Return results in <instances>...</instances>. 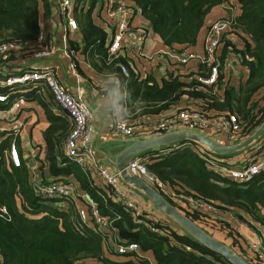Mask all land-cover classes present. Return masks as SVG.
I'll list each match as a JSON object with an SVG mask.
<instances>
[{"label": "trees", "instance_id": "trees-1", "mask_svg": "<svg viewBox=\"0 0 264 264\" xmlns=\"http://www.w3.org/2000/svg\"><path fill=\"white\" fill-rule=\"evenodd\" d=\"M225 1L125 0L134 16L148 21L149 31L159 37L162 45L176 52L198 42L211 10ZM105 2L75 0L73 15L82 44L69 40V48L86 56L99 72L116 73L127 82L129 94L139 102L138 116L152 118L168 109L194 103L204 112L236 115L243 136L251 135L261 125L264 121V0H238L240 12L227 18L229 24L222 32L218 48L219 74L213 85L198 81V76L208 73L200 63L195 71L169 72L159 85L150 75L138 78L124 54L109 59L106 29L92 16L95 8L100 12ZM54 5L53 0H0V44L20 43L25 47L21 54L31 56L41 20L52 16ZM14 55L0 56V66L12 61ZM231 58L248 71L245 80L236 85L231 83L224 68ZM122 64L128 68L126 76L120 73ZM7 91L0 85V93ZM49 118L51 122L57 120V117ZM59 124V136L52 124L45 132L48 153L43 164H47L49 173L54 177L75 175L81 189L97 203L99 213L113 219L111 228L116 232L115 239L137 243L141 252H151L154 263L134 253L114 251L107 244L105 233L81 222L71 205L65 209L66 199L43 198L30 181L28 166L22 163L16 167L7 162L5 153L11 143L9 139H1L0 207L5 208V213L0 211V264H77L84 259L103 264H230L179 226L182 232L143 215L139 218L145 223L134 222L124 206L112 200L104 188L91 185L81 168L64 155L61 142L69 130ZM254 143V147L249 145L244 151L257 148L256 154H264V134ZM179 144L180 147L163 154L155 152L157 149L142 153L148 171L173 192L207 201L222 210H233L238 219L251 227L261 225L264 229V172L247 182L233 181L209 169L186 141ZM54 149L57 154L53 153ZM154 189L194 223H203L197 212L187 210L183 199L167 197L158 187ZM215 221L224 226V219ZM225 227L228 231L224 236L231 239L235 253L253 264L242 249L240 231L229 223Z\"/></svg>", "mask_w": 264, "mask_h": 264}, {"label": "built area", "instance_id": "built-area-1", "mask_svg": "<svg viewBox=\"0 0 264 264\" xmlns=\"http://www.w3.org/2000/svg\"><path fill=\"white\" fill-rule=\"evenodd\" d=\"M54 3L57 21L63 31L61 51L67 57L70 55L73 56L75 52L69 50L68 38L69 34L78 30V25L73 15L75 0H54ZM108 14L114 18L111 19L115 22V28L106 46L108 57L112 59L121 54V49L125 47V41L128 39L131 30L130 20L133 17V11L125 0H115V3L109 5ZM228 24L227 18L219 19L208 24L200 51L191 48L180 52L166 49L162 50L161 53L158 52V54L162 57L165 56L169 61L178 65L186 66L193 62L197 65L199 63L202 64L208 70V73L206 76H198V81L204 85H213L216 83L219 74L220 57L218 48L221 35ZM140 32L145 34L146 30L141 28ZM24 48L20 43L13 41L4 42L0 44V56L6 57L10 53H21ZM32 50V55L36 58L48 57L54 50L57 51L50 40H45L42 28L36 37ZM150 57L148 56L147 58ZM229 63L230 61L225 63V69L228 68ZM69 66L74 71L76 63L71 61ZM127 71L128 68L125 65H120V73L122 75L126 76ZM119 83V79L115 78L114 84L119 85ZM38 84H42L48 89L54 102L70 122V129L62 144L64 155L74 161L83 172L90 175L94 172L104 187L109 189L106 193L112 200L119 202L130 212L134 222L145 223V221L139 218L142 213L137 202L131 200L128 192L121 188V181L123 179L120 176V172L111 171L96 161L94 149L90 144L91 134L93 133V112L85 101L82 90L78 89L76 93H71L58 80L55 72L50 67L29 68L22 70L20 73L11 74L4 71V64L1 65L0 85L6 87L8 91L7 93H0V122L3 118H13L21 109V97L12 100L10 98L11 94L17 92L21 86L31 85L36 87ZM2 131L3 128L0 127V138L5 139L4 137L8 133L3 134ZM134 131H143V133L152 137L172 131H192L202 134L212 141L215 139L216 141L214 142L219 145L222 144L221 136H223L228 142L226 146L239 143L247 137L242 135V125L236 115H215L204 112L194 105V103L177 106L172 112L161 115L156 121L149 122L147 126H142L141 124L134 125L126 117H117L114 119L113 132L115 134L130 136ZM186 143L190 145L195 153L204 159L209 169L230 180L247 182L264 172V154H251L243 160L232 161V159H223L220 158L221 156H216L203 145L192 142ZM180 146L181 144H175L164 150L162 148L159 154H163ZM9 157L13 166H20L18 150L13 142L10 144ZM145 161L146 157H143V155L136 156L128 161L125 168L127 174L139 177L153 188L158 187L167 197L183 199L187 204L188 211H194L199 214L200 219L204 223V227H213L212 224L216 223L215 220L218 218L221 219L220 216L222 213L219 207L204 200L173 192L169 187L159 181L154 174L148 171ZM38 191L43 198L72 199L77 195L80 196L83 200V204L77 207L80 221L87 224L91 219L95 225V230L105 233L108 229L113 235L116 234L115 230L111 228L113 219H109L99 213L97 203L87 192L77 194L71 181L67 183L58 180L41 184L38 187ZM0 211L5 213V208L0 207ZM147 227L150 230H154L149 224H147ZM243 227V224L238 221V230L242 231ZM251 228L256 231L251 230L255 238L251 239L247 235H244L247 246L255 251L252 257H250L251 261L253 264H264V229L261 225ZM104 235L107 236V243L112 240L110 244H112V249L117 253H134L136 256H141L140 247L137 243L118 242L115 236L112 237V235H107L106 233ZM218 264L224 263L220 262Z\"/></svg>", "mask_w": 264, "mask_h": 264}, {"label": "crops", "instance_id": "crops-1", "mask_svg": "<svg viewBox=\"0 0 264 264\" xmlns=\"http://www.w3.org/2000/svg\"><path fill=\"white\" fill-rule=\"evenodd\" d=\"M111 3H115V0H106L104 6L99 10L100 12H97V8H95L92 14L94 21L106 29L107 40L105 47L107 46L115 28V22L112 20L114 18L110 17L108 14L109 5ZM239 12L240 8L238 6V0H226L223 4L211 10L205 25L208 26V24L213 21L232 17ZM56 16L55 7H53L52 16L48 20H41V28L44 31V35L47 39L46 41L50 40L57 51L54 50L53 53L48 55V57L38 58L33 57V55L26 56L21 53L15 54L12 61L10 60L9 62L4 63V71L6 73L17 74L24 69L46 66L50 67L55 72L58 80L71 93H76L78 89H81L85 101L93 112V133L91 134L90 144L94 149L96 161L111 171H117L114 161L119 153L132 142L147 139L150 138V136L143 133V131H134L130 136L117 135L113 132L114 119L117 117H126L134 125L141 124L142 126H147L149 125V122L156 121L161 115L172 112L174 108L154 115L152 118L145 117V115L138 116L139 111L137 107L139 106V102H135V99L128 92V83H124L123 80L118 77V74L99 72L98 69L89 62L87 57L80 54L79 51H74V55L68 57L62 53L61 37L63 31ZM130 24L131 30L128 39L125 41V47L121 49V54H124V57L128 60L127 62L130 65V68H132L134 74H136L138 78H144L150 75L160 85L161 79L166 77L171 71H179L180 73H183L196 70L197 64L194 62L186 66L178 65L169 61L165 56L162 57L158 54V52L161 53V51L166 50V48L162 45L159 37L149 31V24L146 19L141 16L133 15ZM141 28L146 30L145 34L140 32ZM205 31L206 28H203L199 34L198 42L191 47V49L198 51L202 49V40ZM68 39L75 40L80 45L82 44L78 30L69 34ZM148 56L151 57L147 58ZM71 61L76 63L74 71H72L69 66ZM237 65L239 64L236 60L231 58L229 66L226 68V75L230 80V70L235 69ZM115 78L119 79V85L114 84ZM231 83L236 85L239 82L231 81ZM19 97L22 99L20 111L13 118H9L10 120L4 118L1 119L0 127L3 128V134L8 133L4 138L9 139L10 143H15L18 149L20 164L24 163L28 166L30 181L35 189L41 184L59 180L67 183L71 181L77 194L85 192L81 189L75 175L69 174L66 176L60 175L54 177L49 173L47 164H43V160L48 153V146L45 137V132L48 127L51 124L56 126L55 134H57V136L60 135L61 131L59 129V123L64 124L67 130L70 128V122L54 102L48 89L42 84H38L36 87L24 85L19 87L18 91L10 96L12 100H16ZM49 116L57 117L56 122H51ZM213 140L216 141L215 139ZM62 144L63 141L61 142V145ZM251 145L254 147L255 143H252ZM221 146H226V144L222 142ZM162 148L163 147H158L154 150L157 149L155 152H160ZM164 149L165 148H163V150ZM256 149L257 148L244 151V148L234 152L231 158L228 159H232V161L243 160L251 154H256ZM53 153L57 154V150L54 149ZM5 157L7 162L12 164L9 157V149L5 153ZM56 163H59V159L56 160ZM83 173L88 177L91 185L104 188L105 191H107L106 189L108 188L104 187L101 180L94 172L91 175L85 172ZM121 188L128 192L131 200L137 202L142 215L146 216L147 219H153L158 222L160 221L162 224H166L174 229L177 227V230H181L173 220L169 219L165 214L159 211L140 190L133 188L124 181H121ZM66 200L67 203L63 204L65 209L71 205L77 210V207L83 204V200L78 195L72 199ZM87 224L91 227L95 226L91 219ZM250 232L252 233V231ZM105 233L107 235H112V237L115 236L108 229ZM240 233L246 241L244 235H247L248 237L249 235L246 234L244 230L240 231ZM111 241L112 240L108 242V245L112 248V244H110ZM141 256L147 258L151 263H154L151 252H141ZM77 264L103 263L84 259Z\"/></svg>", "mask_w": 264, "mask_h": 264}, {"label": "water", "instance_id": "water-1", "mask_svg": "<svg viewBox=\"0 0 264 264\" xmlns=\"http://www.w3.org/2000/svg\"><path fill=\"white\" fill-rule=\"evenodd\" d=\"M264 134V121L261 125L249 136L239 143H235L229 146H221L214 141L206 138L202 134L192 131H172L155 137L147 139H141L132 142L128 147L122 150L119 155L115 158L114 165L117 171L120 172V176L125 183L132 186L133 188L140 190L146 198L157 207L159 211L165 214L166 217L173 220L183 230L188 232L194 238H196L202 245L209 250L220 254L230 264H249L241 256L234 253L223 242L213 238L210 234L206 233L201 227L189 219L184 213L172 206L156 189L148 185L146 182L141 180L139 177L127 174L126 165L128 161L136 156H140L148 150H153L164 145H175L179 142L186 141L197 143L207 147L211 153L215 155H230L236 151L242 150L255 141H257ZM38 191V188H36ZM244 232L249 235L250 238L254 239L255 235L248 229H244Z\"/></svg>", "mask_w": 264, "mask_h": 264}, {"label": "rangeland", "instance_id": "rangeland-1", "mask_svg": "<svg viewBox=\"0 0 264 264\" xmlns=\"http://www.w3.org/2000/svg\"><path fill=\"white\" fill-rule=\"evenodd\" d=\"M111 1H113V0H111ZM230 72H231V81L232 82H237V81L240 82V81H243V80H245V78L247 76L246 67L242 66L241 64L237 65L235 69H231ZM0 140H1V138H0ZM221 141L223 143H225V144H228V142L226 141L225 138H223V136H221ZM164 146L165 147H168L170 145H164ZM257 155H260V154L257 153ZM149 156H151V155H149ZM221 213H222V215L220 216L221 219H224L225 220V222L223 224L224 226L219 225L220 224L219 222H218V224L217 223H213L212 224V226L213 227H217V229L216 228H213V227H210V226L204 227V224L202 222L196 223V224H198L203 230H205L206 232H208L209 234H211L213 238H215V239L223 242L230 249H232L234 251V253H235L236 250L231 246V239L224 236L225 233H226L225 231H228L225 226L229 223V224H231V225H233V226L236 227V223L239 221V223L241 222L243 224V226H244L242 228V230L247 229V228H249L248 229L249 231H251V230L255 231V230L252 229L250 227V225H248L245 222H243L242 220L238 219L235 216L233 210H222L221 209ZM222 229H224V233H223V230ZM179 231H181V230H179ZM239 240H240V243H241V246H242V249L244 251L245 256L252 257V255L255 253V251L252 250V249H250L247 246V244L244 242L243 239L240 238Z\"/></svg>", "mask_w": 264, "mask_h": 264}]
</instances>
